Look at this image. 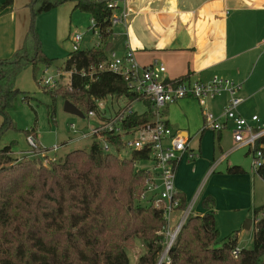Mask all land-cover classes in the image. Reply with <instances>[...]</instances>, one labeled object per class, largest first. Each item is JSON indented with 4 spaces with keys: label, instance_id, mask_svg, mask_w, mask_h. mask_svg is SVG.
Instances as JSON below:
<instances>
[{
    "label": "trees",
    "instance_id": "1",
    "mask_svg": "<svg viewBox=\"0 0 264 264\" xmlns=\"http://www.w3.org/2000/svg\"><path fill=\"white\" fill-rule=\"evenodd\" d=\"M67 1L96 19L101 46L68 55L64 69L71 74L64 96L86 112L107 97L132 102L137 94L123 76L98 70L109 58L106 44L112 34V10L108 0H30L33 22L37 15ZM13 2L5 0L0 12ZM40 62L48 64L50 59L43 55L32 25L23 46L0 59V113L5 122L20 92L18 75ZM49 112L54 113V108L49 106ZM152 112L151 107L136 112L125 125L151 120ZM28 132L31 135L34 129ZM257 148L262 149L263 159L256 170L264 180V136ZM32 159L18 161L12 145L0 148V264H130L127 245L136 240L145 248L137 264H157L165 248L167 219L163 201L157 205L151 194L142 198L152 172L138 167L136 161H147L148 153L134 151L120 157L94 141L89 148L73 149L49 164L39 160V167ZM228 170L244 172L238 165ZM175 196L178 212L184 211L188 206L184 193L177 190ZM204 204L209 207L214 201L206 198ZM263 209L255 208L256 217ZM219 238L214 211L190 214L169 251V262L163 264H264V214L255 222L252 248L233 253L238 249V230L215 247Z\"/></svg>",
    "mask_w": 264,
    "mask_h": 264
},
{
    "label": "crops",
    "instance_id": "2",
    "mask_svg": "<svg viewBox=\"0 0 264 264\" xmlns=\"http://www.w3.org/2000/svg\"><path fill=\"white\" fill-rule=\"evenodd\" d=\"M14 2L0 12V59L11 57L21 48L29 31L28 15L24 11L17 15L19 10ZM130 2L133 11L127 24L121 22L113 26L110 40L106 44L107 54L110 51L122 56L132 47L141 65L154 61L164 63L167 66L166 77L169 79L187 76L191 80L207 82L216 75L231 79L242 84L238 95L244 100L238 108L239 113L246 117L258 114L256 107L252 113L246 102L250 104L258 93L264 91V63L255 73L264 57V53L262 56L257 53L264 46V41L253 42L251 38L264 14V0ZM254 52L256 58H253ZM228 97V94H223L214 99L213 103L209 101L206 108L194 98H183L169 104L164 109L163 117L173 129L189 137L190 148L197 154L194 159H189L187 155L180 159L175 178L176 189L184 193L188 205L195 204L193 215L209 211L217 215L220 212L228 216L234 231L239 232L243 230L236 229L242 226L239 224L241 220L250 217L249 226H255L259 219L255 214L256 190L260 188V193L264 191V180L254 166L229 159L232 150L240 149L233 139L232 122H228L226 129L221 132L203 129V125H200V122H204L206 109L221 114ZM226 133L231 135L233 149L224 147ZM195 136L199 137L200 142L192 149L191 141ZM216 137L221 151L219 156L215 153ZM208 142L211 145L209 148ZM247 153L249 149L246 152L249 155ZM225 161L228 172L222 167ZM235 165L241 166L244 172L230 173L229 167ZM190 180L197 181L193 182L195 186L191 189ZM203 180L206 181L204 188L207 187L203 195H200L198 187ZM206 198L213 199L214 204L206 206Z\"/></svg>",
    "mask_w": 264,
    "mask_h": 264
},
{
    "label": "built area",
    "instance_id": "3",
    "mask_svg": "<svg viewBox=\"0 0 264 264\" xmlns=\"http://www.w3.org/2000/svg\"><path fill=\"white\" fill-rule=\"evenodd\" d=\"M130 1H107V6L112 10L110 17L112 28L121 22L127 24L133 11ZM91 21L90 29L96 30L100 38L96 19L92 17ZM84 35L80 32L72 35L73 51L82 49ZM100 46L101 40L100 43L96 44V47ZM98 70L111 71L123 76L128 88L137 96L132 102L111 110L106 109V100L108 98L122 100V98L98 99L96 108L90 109L87 114L88 118H99L100 124L93 126L89 134L83 133L82 137L92 136L94 141L101 144L105 152L119 153L121 150H127L130 152V156L134 151L149 154L150 159L147 161L152 162V166L149 168L152 174L146 181V189L142 198L151 194L157 198V205L160 201L165 203L166 242L157 264L169 262V251L186 219L190 214H193L192 208L194 206V203H191L184 211L178 212L179 200L175 196L177 193L175 186L177 166L184 155H187L189 159H194L197 154L190 148L189 137L182 131L173 129L164 119V109L169 104L183 98H194L206 108L210 100L228 94L229 97L221 114L216 115L211 110L206 109L203 129L221 132L226 129L228 122H232L235 145L237 148L246 147L250 153L252 152L255 169L258 168L263 159L262 149L257 148V145L264 136V122L258 114L245 117L239 113L238 108L244 99L238 95L241 85L233 80L217 75L207 82L191 80L190 78L169 79L166 77L167 66L164 63L154 61L148 65H141L132 47L122 56L112 54L106 61L99 64ZM39 83L44 87H53L55 79L42 77ZM137 102L144 104L145 109L151 107L153 118L137 125L126 126L125 122L129 117L138 112L133 107ZM71 128L74 132H78L75 124H72ZM28 142L32 149L27 153L33 154L34 152L43 163L49 164L51 161L57 160L56 155L52 156L50 152L56 154L60 148L59 145L50 149L41 148L33 134L28 136ZM136 164L139 167L140 162L136 161ZM233 253L237 255L239 249L234 250Z\"/></svg>",
    "mask_w": 264,
    "mask_h": 264
},
{
    "label": "rangeland",
    "instance_id": "4",
    "mask_svg": "<svg viewBox=\"0 0 264 264\" xmlns=\"http://www.w3.org/2000/svg\"><path fill=\"white\" fill-rule=\"evenodd\" d=\"M3 1L4 0L0 2V5H2ZM28 1L29 0H15L14 5H17L19 10L17 15L21 14L22 11L28 15L27 30H30L32 25L34 26L43 55L50 59V63L47 64L45 62H40L35 69L32 67L26 68L18 75L16 86L20 92L16 95L12 102V106L8 109L7 122H5L4 114L0 113V148L6 145H12V150L19 158L18 161L33 158V162L39 167L41 161L40 157L37 156V154H34V152L33 154L27 153L32 149L28 142V135L30 133L28 130L34 129V132L31 134L35 136L36 141L40 144H38V146L41 148L45 147L50 149L55 145H59L60 148L56 154L52 151L50 152V155H56L57 159L64 158L66 154L73 149L89 148L94 141L92 136L83 138L82 134H89L93 126L100 124V119L88 118V114L85 110H81L82 115L74 114L65 110V102L67 101V98L64 96L63 92L68 89L70 73L65 71L64 67L68 55L73 52L71 41L73 34L76 32L85 34L84 41L82 42V49L92 48L100 43V40L98 32L90 29L92 25L90 14L81 11L80 9H76L74 2L67 1L49 11L43 12L37 15L33 22L32 15L30 14L31 11L28 9L29 6H26ZM231 16L232 13L230 14V17ZM116 30L117 28L114 32H116ZM251 38L253 42L263 41L264 14L260 18V25L257 27ZM257 53L262 56L264 53V46H261ZM111 54L112 53L108 51V55L110 56ZM255 55L256 53L254 52L253 58H256ZM262 63H264V57H262L259 62V66L255 71L256 74ZM42 77L54 78V86H47L44 88L43 85L38 83ZM213 102V100H210L209 103ZM105 103L107 107L106 109H116L124 104V99L112 100L111 98H108ZM49 106L54 108V113L49 112ZM246 106L252 113L253 108L256 107V113H258L262 122H264V91L258 93L250 104L246 102ZM133 107L139 113L145 111L144 104L140 102L135 103ZM257 108L259 109L257 110ZM72 124L77 126L78 132H74L71 128ZM200 125H204V122H200ZM198 136H195L191 141L192 149H194L193 147L198 146V143L200 142ZM207 144L209 148L211 145L209 142ZM215 147L216 156H219L221 151L218 146L217 137L215 140ZM224 147H226V149L234 148L229 133H226L225 135ZM112 150L114 151V149ZM247 150L248 148L246 147L232 150L229 159L236 160L237 163L240 162V164L242 162L247 163L252 167L254 166V156L252 152L249 155H246ZM118 155L120 157H128L130 156V152L127 150H121ZM151 166L152 162L150 160L140 162L139 164V167L143 168H150ZM222 167L223 169L227 167V161L223 163ZM225 171L228 172L226 169ZM193 182L197 183L195 180H190V189L195 186ZM205 184L206 181L204 180L199 183L198 190L200 189V195H203V192L207 187L204 188ZM259 191H261L260 188L256 190L257 204L255 207L264 206V191L261 193ZM199 202L196 203V206H198ZM194 207L192 208L193 211ZM263 214L264 209L260 212V215H258L259 218H261ZM215 216L216 222L218 221L217 227L220 230V238L215 247H221L224 242L227 241L229 235L233 234L232 232L235 228L231 225L228 216L220 212ZM248 219H250V217H246L244 220H241L240 223L238 222L242 226L236 228H243L242 231L238 232L240 236L238 246L240 249H249L253 247L255 226H249ZM144 250V246L138 240L128 243L127 251L130 258V264H137V258L144 252Z\"/></svg>",
    "mask_w": 264,
    "mask_h": 264
},
{
    "label": "water",
    "instance_id": "5",
    "mask_svg": "<svg viewBox=\"0 0 264 264\" xmlns=\"http://www.w3.org/2000/svg\"><path fill=\"white\" fill-rule=\"evenodd\" d=\"M65 110L74 114L82 115V111L69 100L65 102ZM247 221L248 224H250L251 220L248 219Z\"/></svg>",
    "mask_w": 264,
    "mask_h": 264
}]
</instances>
